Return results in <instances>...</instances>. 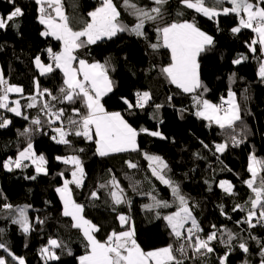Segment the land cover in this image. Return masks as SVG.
Wrapping results in <instances>:
<instances>
[{"label":"trees","instance_id":"16d2710c","mask_svg":"<svg viewBox=\"0 0 264 264\" xmlns=\"http://www.w3.org/2000/svg\"><path fill=\"white\" fill-rule=\"evenodd\" d=\"M113 2L120 12V21L129 27L133 26L136 18L123 6V0ZM133 2L145 9L157 6L153 0ZM100 3L101 0H61L69 25L77 31L90 22L88 13ZM15 6L23 9V15L6 29H0V75L10 84L23 88L22 94L9 93L10 99L18 98L23 115L16 116L0 109V115L11 121L8 127L0 129V229L3 230L0 232V241L6 243L16 256L22 257L25 264H45L40 249L47 245L49 238H54L62 242V247L55 250L60 259L48 261V264H79L78 257L87 251L86 241L81 230L72 227L71 217L63 215V205L56 193V188L63 184L65 178L71 179L72 170V166L65 165L56 157L77 155L82 161L85 176L80 187L75 184L69 187L73 200L83 206V216L98 227L99 230L94 233L97 240L104 242L111 232L131 227L135 230L137 243L144 251L168 244L179 247L162 218L176 211L178 202L171 188L152 175L149 161L145 159L147 154L159 156L167 164L164 174L179 186L188 200L194 217L203 229L201 236L206 237L212 231L218 234V239L211 243L214 248L212 253L193 256L189 249L184 264H219V257L225 253H228L226 264H261L264 223L257 224L254 219L256 227L249 228L247 223L242 222L250 208L248 201L250 197L254 198L251 189L244 183L250 178L247 170L249 156L264 159V79L258 76L264 55L259 45L255 46L257 51L254 53L248 48L255 34L250 29H242L234 34L231 29L238 26V18L234 14L220 15L210 20L186 8L180 0H167L162 6V19L147 22L143 29L144 36L120 32L111 39L103 38L95 44L75 50L77 59L73 61L74 66L80 59L88 63L107 62L109 65L108 75L114 86L113 91L101 100L106 111L120 112L138 132L146 128L162 134L152 136L139 132L136 151L100 156L96 152L95 138L90 141L70 135L68 139L71 146L56 143L51 139L55 133L48 126L47 118L40 112L39 106L31 109L26 107L29 97L36 93L34 81L39 82L40 89H48L53 95H59V89L63 86V73L55 69L41 76L34 58L39 55L48 64V49L59 52L61 42L41 35L44 26L39 23V5L35 0H15ZM13 7L9 0H0V16H6ZM177 13L183 15L178 16ZM193 19L202 31L214 39V44L198 57L200 79L208 89L203 92V99L219 104L232 91L241 117L233 129H221L215 123L197 117L192 95L177 88L161 71L171 62L170 51L162 46L157 49L150 47L156 43L162 45V39H157V26ZM240 56L247 59L234 64L233 60ZM144 91L150 93L151 100L143 109L130 110L121 99L124 97L135 103V94ZM201 91L198 90V93ZM45 99L57 108H63L66 117L73 114V108L86 112L80 99L74 104L52 101L50 97ZM157 105L161 107L157 109ZM24 116L30 119L25 120ZM37 116L43 122L39 130L31 125V118ZM27 127H32V132L21 135ZM232 135L242 140L238 146L232 144ZM29 139L34 151L45 156L47 175L37 174L28 161L25 162L29 165L26 168L8 171L3 167V162L10 157L15 159ZM225 142L228 144L226 150L223 153L216 152L215 145ZM127 161L135 163L137 167L129 168ZM60 173H64V176ZM32 176L36 179L26 178ZM113 178L123 189L125 199L119 205L113 203L110 195L113 190L110 181ZM220 180L231 183L232 194L218 186ZM94 191L98 198L91 197ZM149 194L167 201L171 207L145 209L144 205L152 203ZM5 203L11 204L14 209L27 207L31 224L27 234L19 225L12 223L14 213L2 208ZM237 204L242 205L244 210L234 211ZM121 214L129 217V223L123 227L118 220ZM224 230L231 231L237 237L232 242L231 251L220 243L219 236ZM241 240L248 246L247 253L238 247ZM0 256H4L8 264H17L2 249Z\"/></svg>","mask_w":264,"mask_h":264},{"label":"snow or ice","instance_id":"6c2138e0","mask_svg":"<svg viewBox=\"0 0 264 264\" xmlns=\"http://www.w3.org/2000/svg\"><path fill=\"white\" fill-rule=\"evenodd\" d=\"M9 2L14 7L6 16H0V29H6L11 22L23 15V9L15 6V0H9ZM35 2L39 5V23L45 27V31L41 32V35L51 36L61 42L59 52H54L51 48L48 49L52 63H43L39 55L34 58L35 66L41 76L52 73L55 69H59L63 73V86L59 89V95H53L48 89H40L39 82L34 81L36 93L29 97V102L26 104L29 109L39 106L40 112L47 118L48 126L55 133L51 139L58 144L71 146V141L68 139L70 135L84 137L90 141L95 138L97 154L106 156L110 153L136 151L139 132L161 136L159 131H149L146 128H141L138 132L120 112L105 110L101 100L113 91L114 86L108 75L109 65L107 62L105 64L88 63L84 59H80L79 68H76L73 61L77 59L74 55L75 50L95 44L103 38L111 39L120 32L127 31L137 36H144L143 29L147 22H156L162 19V6L167 3V0H153L157 6L150 9L139 7L133 0H123V6L136 18V23L131 27L120 21V12L113 0H101L100 6L88 13L91 17L90 22H87L78 31L73 30L69 25L68 17L62 10L61 0H35ZM180 3L210 20L220 15L234 14L238 18V26L233 27L231 31L236 34L242 29H250L255 34V38L248 44L249 50L254 53L257 51L255 46L259 45V50L264 55V0H180ZM225 4L231 6L225 7ZM177 15H183V13H177ZM156 33L157 39H162L163 43L162 45L159 43L151 44L150 47L157 49L162 46L168 49L171 54V62L161 71L177 88L192 95L193 106L196 108L195 115L210 123H215L221 129H233L236 121L241 119L234 94L229 91L228 99L222 98L220 105L203 99V92H207L208 89L200 79L198 57L214 44L213 37L202 31L197 26L195 19L192 21H173L163 26H157ZM244 59L247 57L240 56L233 60V63L240 64ZM258 75L264 79V60L260 62ZM198 90L202 91L198 93ZM23 91L22 87L10 84L0 75V109L14 113L16 116H22V105L19 100L10 102L9 93L22 94ZM135 95V103L127 98H121L130 110L134 108L143 109L151 100V95L147 91L137 92ZM45 97H50L52 101L59 103L72 104L80 99L86 112L82 113L79 108H73V114L66 117L63 108H57L55 104L49 103ZM156 107L159 109L161 106L157 105ZM24 119L30 118L24 116ZM10 124L11 121L8 118L0 115V129L8 127ZM31 125L39 130L43 126L40 116L31 118ZM32 130V127H27L21 135L30 134ZM231 141L234 146H238L242 142L236 135L231 136ZM227 147V142L218 143L215 145V150L223 153ZM56 159L65 165L72 166V178L70 180L65 178L63 185L56 188V192L63 203V215L71 217L72 227L80 229L86 241L87 251L85 255L78 257L79 264H184L189 249L193 256H206L214 251L211 243L218 239L217 232L212 231L206 237L201 236L203 229L194 217L188 200L181 193L179 186L166 178L164 170L168 166L161 157L145 154L152 175L171 188L172 195L178 202L177 210L164 215L162 218L167 222L171 235L179 247L168 244L152 251L142 250L135 239V230L131 227L124 231L111 232L104 242L97 240L94 233L99 230L98 227L82 215L83 206L73 200L69 187L71 184H75L77 187L82 185L85 176L82 161L77 155L57 156ZM26 161H30L35 166L37 174H48L45 156L34 151L30 139L26 146L18 151L15 159L10 157L3 162V167L8 171H12L13 168H26L29 166L28 163H25ZM126 163L129 168L137 167L131 161ZM247 170L250 173V178L244 183L251 189L254 198L250 197L248 201L250 208L242 222L247 223L249 228H254L256 223H264V159H257L254 155H250ZM60 175L63 177L64 173H60ZM26 178L36 179L35 176ZM110 183L113 188L110 192L113 203L115 205L123 203L125 199L123 189L120 188L114 178ZM219 186L226 193L232 194L233 186L228 181H221ZM149 196L152 203L144 205L145 209L171 207L167 201L159 200L151 194ZM91 197L98 198L97 193L92 192ZM2 208L14 213L15 218L12 219V223L19 225L25 234L31 230L27 207L14 209L11 204L5 203ZM257 209H259L258 212ZM233 210L243 211L244 207L237 204ZM157 215L159 218V213ZM254 219L256 223H253ZM118 220L122 227L129 223V217L123 214L118 216ZM38 222L42 223L43 221L38 220ZM189 223L191 226L186 227ZM215 227L213 225L214 229ZM2 231L0 229V232ZM236 239V235L228 230L222 231L219 236L220 243L227 246L229 251H231L232 242ZM61 247V241L49 238L47 245L40 249L41 259L45 260V264H48V261L60 259L55 250ZM238 247L245 253L249 251L246 242L243 240L240 241ZM0 249L17 264H25L24 259L12 253L3 241H0ZM260 254L262 257L261 264H264V245H261ZM227 257L228 253L219 257V264H226ZM0 264H8V260L4 256H0Z\"/></svg>","mask_w":264,"mask_h":264},{"label":"rangeland","instance_id":"374dc122","mask_svg":"<svg viewBox=\"0 0 264 264\" xmlns=\"http://www.w3.org/2000/svg\"><path fill=\"white\" fill-rule=\"evenodd\" d=\"M99 7V6H98ZM96 8H94V10H95ZM62 10H63V8H62ZM93 10V11H94ZM50 11H51V9H50ZM63 12L65 13V11L63 10ZM92 12V11H91ZM53 15H55L54 13H52ZM90 19H91V17H90ZM38 20H39V17H38ZM44 26V25H43ZM43 31H45V27H43V29H42V31L41 32H43ZM51 37V36H50ZM163 43V42H162ZM263 60H264V58H263ZM43 62V61H42ZM44 63V62H43ZM45 64H47V63H45ZM74 64V63H73ZM167 66V65H166ZM258 71H259V69H258ZM259 76V75H258ZM232 92V91H231ZM229 93V92H228ZM233 93V92H232ZM228 98V97H227ZM227 98H224V100H227ZM11 99L9 98V101H10ZM234 100H235V103H236V99H235V97H234ZM209 101V100H208ZM210 102V101H209ZM212 103V102H211ZM214 104V103H213ZM218 105V104H217ZM195 112H196V108H195ZM28 162H30V161H28ZM31 163V162H30ZM34 166V165H33ZM34 169H35V166H34ZM36 172V171H35ZM72 178V177H71ZM64 181V180H63ZM221 181H226V180H220V182ZM220 182L218 183V186H219V184H220ZM63 185V184H62ZM62 185H59V187L60 186H62ZM172 213V212H171ZM170 214V213H169ZM191 225H190V223L188 224V225H186V227H190ZM148 251H152V250H148Z\"/></svg>","mask_w":264,"mask_h":264},{"label":"crops","instance_id":"0c3cea01","mask_svg":"<svg viewBox=\"0 0 264 264\" xmlns=\"http://www.w3.org/2000/svg\"><path fill=\"white\" fill-rule=\"evenodd\" d=\"M35 64V63H34ZM76 68H79V62H78V64H77V66H75ZM39 71V70H38ZM82 78V77H81ZM227 97H228V94H227ZM226 97V98H227ZM228 99V98H227ZM12 100H18V98H12L11 100H10V102L12 101ZM226 107H227V105H226ZM124 117V116H123ZM207 121V120H206ZM111 154V153H110ZM57 193V192H56ZM58 194V193H57ZM58 197H59V200H60V202H61V204L63 205V203H62V201H61V199H60V196H59V194H58ZM83 215V214H82ZM85 255V254H84Z\"/></svg>","mask_w":264,"mask_h":264},{"label":"built area","instance_id":"2783aa9c","mask_svg":"<svg viewBox=\"0 0 264 264\" xmlns=\"http://www.w3.org/2000/svg\"><path fill=\"white\" fill-rule=\"evenodd\" d=\"M47 61L49 62V63H52V61L50 60V57H49V53H47ZM5 80H7V79H5ZM8 81V80H7ZM135 99H136V96H135ZM222 103V102H221ZM221 103H219L218 105H220ZM12 159H14V158H12ZM256 222V221H255ZM257 224H262V223H257Z\"/></svg>","mask_w":264,"mask_h":264}]
</instances>
